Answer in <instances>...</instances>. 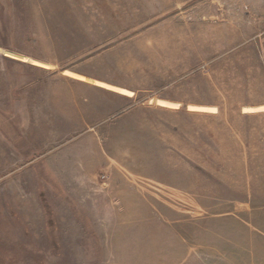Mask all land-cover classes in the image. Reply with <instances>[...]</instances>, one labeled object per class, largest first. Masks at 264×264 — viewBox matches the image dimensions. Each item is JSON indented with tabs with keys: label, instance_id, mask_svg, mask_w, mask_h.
<instances>
[{
	"label": "rangeland",
	"instance_id": "374dc122",
	"mask_svg": "<svg viewBox=\"0 0 264 264\" xmlns=\"http://www.w3.org/2000/svg\"><path fill=\"white\" fill-rule=\"evenodd\" d=\"M7 1L0 264H264V0Z\"/></svg>",
	"mask_w": 264,
	"mask_h": 264
},
{
	"label": "trees",
	"instance_id": "16d2710c",
	"mask_svg": "<svg viewBox=\"0 0 264 264\" xmlns=\"http://www.w3.org/2000/svg\"><path fill=\"white\" fill-rule=\"evenodd\" d=\"M24 4H25V0H8L7 1V5L9 8H24ZM2 15H3V11H0V36H2L3 38V43L0 44L1 48L10 50L12 52H16L25 56H28L29 54L27 53V51H24L25 49H19L18 47H11L8 45L9 42H15L18 41L20 38L18 36H16V28H14V26L12 24V22H9V25H6L3 20H2ZM24 19L25 17L22 16ZM15 23V22H13ZM26 34V33H25ZM24 33L22 34L23 38L21 39L23 43L28 44V43H32L34 41L31 40V36L29 35H25ZM23 48V47H22ZM8 61L13 60V59H6Z\"/></svg>",
	"mask_w": 264,
	"mask_h": 264
}]
</instances>
